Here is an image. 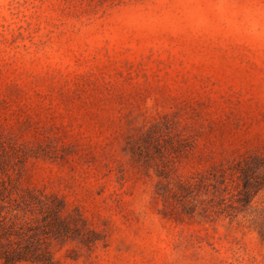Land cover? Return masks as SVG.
Segmentation results:
<instances>
[{"label": "rangeland", "instance_id": "374dc122", "mask_svg": "<svg viewBox=\"0 0 264 264\" xmlns=\"http://www.w3.org/2000/svg\"><path fill=\"white\" fill-rule=\"evenodd\" d=\"M0 194L56 264H264V0H0Z\"/></svg>", "mask_w": 264, "mask_h": 264}, {"label": "trees", "instance_id": "16d2710c", "mask_svg": "<svg viewBox=\"0 0 264 264\" xmlns=\"http://www.w3.org/2000/svg\"><path fill=\"white\" fill-rule=\"evenodd\" d=\"M248 158L243 161L253 162L257 159L256 156ZM241 171L246 177L248 176L246 170ZM246 186L248 187V183ZM250 194L249 190L244 191V202L250 199ZM21 209L24 210V208H0V262L12 264L26 260L56 264L49 244L46 243V237L70 236L68 233L72 230L71 220L63 216L64 208H38L41 216L36 219L21 214ZM40 219H42L41 225H33V222ZM74 226L78 229L76 224Z\"/></svg>", "mask_w": 264, "mask_h": 264}]
</instances>
